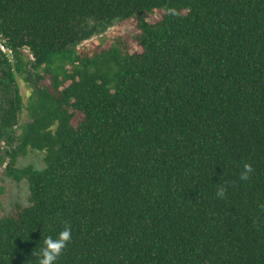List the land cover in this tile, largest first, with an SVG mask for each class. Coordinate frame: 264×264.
I'll return each instance as SVG.
<instances>
[{"label": "trees", "instance_id": "16d2710c", "mask_svg": "<svg viewBox=\"0 0 264 264\" xmlns=\"http://www.w3.org/2000/svg\"><path fill=\"white\" fill-rule=\"evenodd\" d=\"M0 38L5 172L29 190L0 264H38L66 226L55 264H264V0H0ZM29 148L43 169L16 166Z\"/></svg>", "mask_w": 264, "mask_h": 264}, {"label": "rangeland", "instance_id": "374dc122", "mask_svg": "<svg viewBox=\"0 0 264 264\" xmlns=\"http://www.w3.org/2000/svg\"><path fill=\"white\" fill-rule=\"evenodd\" d=\"M159 15L158 11L146 16L148 20H153ZM136 28L134 20L125 19V20H114L106 28L99 29L91 37L85 39L76 46V49L81 51H86L92 49L95 45L111 42L114 43L116 38L120 36H130L135 34ZM0 41L2 39L0 38ZM28 51V49H26ZM12 59V57L10 56ZM33 59V58H32ZM26 69H29L27 67ZM1 74V72H0ZM27 73L21 76L16 72V79L19 87V91L24 103V106L27 104L28 97L31 93V87L34 83V78L27 79ZM44 82H48V77L44 79ZM8 96L7 92L4 90L2 84H0V114L3 109L8 106L6 97ZM26 120H28V112L24 108L18 116V125L14 128V133L19 134L20 128ZM10 131V130H9ZM8 148L5 138H0V215L7 214L11 212L15 203L19 202L22 204H27V197L29 194L28 185L25 180L20 182L15 181L9 177L5 172V166L9 157L5 153V150ZM45 153L37 149L29 148L26 153L19 154L16 160L17 167H25L27 165H32L36 169H43L45 167Z\"/></svg>", "mask_w": 264, "mask_h": 264}, {"label": "clouds", "instance_id": "9594fccd", "mask_svg": "<svg viewBox=\"0 0 264 264\" xmlns=\"http://www.w3.org/2000/svg\"><path fill=\"white\" fill-rule=\"evenodd\" d=\"M252 172V168L245 164L243 170L240 173L241 180H247L249 173ZM224 190L218 189L217 195L223 196ZM71 239V231L69 227H65L57 234L56 238L47 237L43 241V247L40 248L38 253V264H55L57 257L61 254V251L65 248L66 243Z\"/></svg>", "mask_w": 264, "mask_h": 264}, {"label": "built area", "instance_id": "2783aa9c", "mask_svg": "<svg viewBox=\"0 0 264 264\" xmlns=\"http://www.w3.org/2000/svg\"><path fill=\"white\" fill-rule=\"evenodd\" d=\"M0 48H1V50H2L3 52H6V53H8L9 55H11L12 51H11L9 48H7V47L2 43V41H0Z\"/></svg>", "mask_w": 264, "mask_h": 264}]
</instances>
